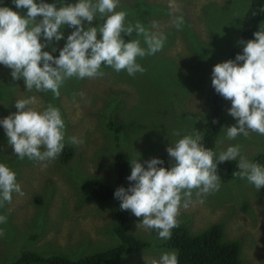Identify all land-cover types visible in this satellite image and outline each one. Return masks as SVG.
I'll list each match as a JSON object with an SVG mask.
<instances>
[{
	"label": "rangeland",
	"instance_id": "rangeland-1",
	"mask_svg": "<svg viewBox=\"0 0 264 264\" xmlns=\"http://www.w3.org/2000/svg\"><path fill=\"white\" fill-rule=\"evenodd\" d=\"M5 1L0 0V7ZM55 2L57 7L61 6L59 0ZM76 2L63 0L64 4ZM173 2L178 11L170 9V0H120L116 10L127 12L128 23L140 21L145 28L163 32L167 37L161 51L137 58L146 71L135 76L102 65L103 76L71 78L61 86L60 96L54 98L51 91H27L23 78L13 80L11 69L0 64V120L17 111V99L35 96L37 104L30 107L40 109L41 105L51 103L59 108L66 126L65 146L75 149V155L67 162L61 157L64 149L50 162L20 159L0 125V163L16 173L23 192L22 196L14 192L11 203L0 207V215L7 217V222L0 224L5 233L0 237V264L29 253L75 259L116 248L121 242L115 231L117 204L113 200L94 199L85 192L84 182L98 178L115 185L118 152L127 157L131 172V160L136 159L147 167L146 161L166 155L174 164L167 148L186 134L199 131L204 146L213 67L226 61L239 42L252 0ZM14 11L22 16L27 14L26 8ZM177 16L184 18L179 30L172 23ZM153 21L158 23V29L151 27ZM103 22L98 15L92 26ZM74 30L65 25L61 29L63 38L46 44L43 50L52 52L56 47L55 52H59ZM128 37L140 39L141 46L146 47L143 37H137L135 31ZM40 39L44 43V38ZM230 107L231 101L227 100L215 153L219 155L238 144L241 155L251 161L264 152V135L253 132L247 138L240 135L227 139V127L237 123L228 112ZM110 121L125 125L120 148L108 126ZM176 131L180 136L174 135ZM70 137L83 143L73 144ZM217 174L221 178L219 191L201 197L204 202L200 203L201 198L193 190L192 203L180 211L179 225L198 234L217 223L226 240L241 239L245 264H264V186L257 190L246 179L218 171ZM141 220L142 217L132 214L130 233L151 246L125 252L107 264H156L165 252H176L174 248L160 247L169 239L159 238L157 230L146 229ZM21 264L44 262L25 259Z\"/></svg>",
	"mask_w": 264,
	"mask_h": 264
},
{
	"label": "clouds",
	"instance_id": "clouds-1",
	"mask_svg": "<svg viewBox=\"0 0 264 264\" xmlns=\"http://www.w3.org/2000/svg\"><path fill=\"white\" fill-rule=\"evenodd\" d=\"M13 3L18 9L26 8L27 14L22 16L10 7H0V64L11 69L13 80L23 78L27 91H51L54 98L60 96L61 86L71 78L103 76L102 65L118 73L126 70L130 76L145 72L137 58L161 51L167 39L163 32L151 31L140 21L134 25L128 23L127 12L116 10L120 0H77L69 4L59 0V7L56 2L45 0H13ZM169 7L178 11L173 0ZM98 15L104 20L103 24L92 26ZM172 23L179 30L184 24L183 16L175 17ZM65 25L75 30L67 36L59 55H52L56 47L52 52L44 51L46 44L63 38L61 29ZM151 27L158 29L159 25L153 21ZM134 31L137 37H143L146 47L141 46L140 39L125 41L124 35L132 36ZM254 37L241 41L243 51L235 59L217 63L212 71V86L225 100L231 101L228 112L237 121L226 129L229 140L240 135L247 138L253 132L264 135V28L256 31ZM35 104V96L17 99V111L0 120V125L20 159L50 162L59 157L65 147V122L59 108L53 104L41 105L40 109L30 107ZM174 135L180 136V132ZM202 139L197 131L172 143L167 148L174 161L170 168L158 167L164 163L160 158L146 161L147 167L137 159L131 160V174L127 179L134 183L114 192V197L121 201L120 209L142 217V225L157 230L161 239L171 238L172 229L179 225L181 209H187L192 203L193 190L198 198L219 191V163L239 157V171L235 174L257 190L264 186V166L242 156L240 145L229 146L217 155L203 146ZM69 141L83 143L76 137H70ZM14 192L23 195L16 173L0 163V207L11 203ZM199 202L204 201L201 198ZM6 222L7 217L0 215V224ZM4 234L0 229V237ZM156 264H178L176 252H165Z\"/></svg>",
	"mask_w": 264,
	"mask_h": 264
},
{
	"label": "trees",
	"instance_id": "trees-1",
	"mask_svg": "<svg viewBox=\"0 0 264 264\" xmlns=\"http://www.w3.org/2000/svg\"><path fill=\"white\" fill-rule=\"evenodd\" d=\"M54 0H45V2L53 3ZM1 7L16 8L13 0H6ZM264 21V0H252L251 7L246 12L243 19L242 36L235 47L230 51L226 60L235 59L238 53H242L243 44L241 41L254 39V33L261 28ZM125 40H130L128 36ZM58 56L59 52L52 53ZM210 103V111L208 113V121L205 126L204 147L210 148L215 152L216 139L223 126V110L227 102L220 96L211 85L208 95ZM110 129L114 132L116 144L120 147L121 133L123 130L122 123L108 122ZM125 127V125H124ZM75 155V149L72 146H65L61 155L62 161L67 162ZM164 161L158 167L170 168L173 164L167 156H158ZM239 160L225 161L218 164L217 171L226 173L232 177L239 171L237 168ZM252 162L264 165V152L254 157ZM115 170L117 180L115 185H108L98 178H89L84 184L85 192L98 201L113 200L117 204L116 209V227L115 231L121 238L120 244L114 248L105 250L101 253L78 257L72 259L63 256H40L29 253L28 256H22L20 259L9 262L7 264H21L25 259H34L44 264H107L111 260L123 255L125 252L134 253L144 248L150 247V242L137 239L130 229L132 226V212L130 210H121V201L114 197V192L119 187L127 189L130 184L134 183L127 179L131 174L129 172V163L123 152H118L115 157ZM239 240H226L224 230L221 225L213 224L205 231L192 234L188 227L179 225L172 229L171 238L160 247H169L176 250L178 264H245L242 259V245Z\"/></svg>",
	"mask_w": 264,
	"mask_h": 264
},
{
	"label": "flooded vegetation",
	"instance_id": "flooded-vegetation-1",
	"mask_svg": "<svg viewBox=\"0 0 264 264\" xmlns=\"http://www.w3.org/2000/svg\"><path fill=\"white\" fill-rule=\"evenodd\" d=\"M96 254V253H95Z\"/></svg>",
	"mask_w": 264,
	"mask_h": 264
}]
</instances>
